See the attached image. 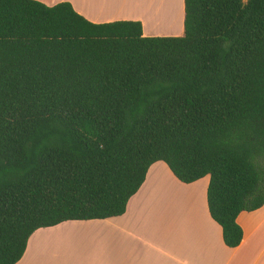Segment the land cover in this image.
Returning a JSON list of instances; mask_svg holds the SVG:
<instances>
[{"label":"trees","instance_id":"trees-1","mask_svg":"<svg viewBox=\"0 0 264 264\" xmlns=\"http://www.w3.org/2000/svg\"><path fill=\"white\" fill-rule=\"evenodd\" d=\"M210 177L226 247L264 206V0H184L182 37L0 0V264L31 235L122 216L149 168Z\"/></svg>","mask_w":264,"mask_h":264},{"label":"crops","instance_id":"crops-1","mask_svg":"<svg viewBox=\"0 0 264 264\" xmlns=\"http://www.w3.org/2000/svg\"><path fill=\"white\" fill-rule=\"evenodd\" d=\"M32 1L47 7L69 3L93 24L139 22L144 37L184 34V0L176 23L167 0ZM209 182L206 176L183 184L156 162L122 216L39 229L16 264H264V206L238 215L242 241L230 249L208 212Z\"/></svg>","mask_w":264,"mask_h":264},{"label":"rangeland","instance_id":"rangeland-1","mask_svg":"<svg viewBox=\"0 0 264 264\" xmlns=\"http://www.w3.org/2000/svg\"><path fill=\"white\" fill-rule=\"evenodd\" d=\"M179 2L180 0H167V11L171 17V20L175 23L179 19Z\"/></svg>","mask_w":264,"mask_h":264},{"label":"bare ground","instance_id":"bare-ground-1","mask_svg":"<svg viewBox=\"0 0 264 264\" xmlns=\"http://www.w3.org/2000/svg\"><path fill=\"white\" fill-rule=\"evenodd\" d=\"M140 2H141V0H140Z\"/></svg>","mask_w":264,"mask_h":264}]
</instances>
